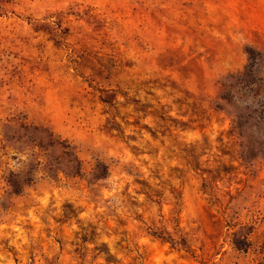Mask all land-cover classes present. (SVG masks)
Masks as SVG:
<instances>
[{
    "label": "rangeland",
    "instance_id": "obj_1",
    "mask_svg": "<svg viewBox=\"0 0 264 264\" xmlns=\"http://www.w3.org/2000/svg\"><path fill=\"white\" fill-rule=\"evenodd\" d=\"M249 48L264 60V0H0V264H264ZM13 118L72 142L83 174L32 172Z\"/></svg>",
    "mask_w": 264,
    "mask_h": 264
},
{
    "label": "trees",
    "instance_id": "obj_2",
    "mask_svg": "<svg viewBox=\"0 0 264 264\" xmlns=\"http://www.w3.org/2000/svg\"><path fill=\"white\" fill-rule=\"evenodd\" d=\"M247 54L249 56L247 70L251 69L253 74V70L257 68L259 70L264 69V60L257 58L254 49L249 48ZM249 78L251 76H247L246 73L239 75V80L242 83H249L251 87L257 86V78ZM229 93L231 92L229 91ZM243 119L247 124L256 121L258 125L264 126V107L258 110H250L248 114L239 115V125L243 124ZM262 128L264 129V127ZM5 129L7 132L6 144L20 156H26L25 164L31 168L32 172L42 167L55 177L59 174L68 177H79L83 174V162L79 156L78 148L69 140L57 135L49 127L13 118L7 120ZM258 145L259 149L264 147L262 134L258 140ZM107 174L108 167L103 163H97L91 173L95 181L105 179ZM11 176L9 185L16 195H21L24 188L32 182V175H28V180H24L23 171L12 173Z\"/></svg>",
    "mask_w": 264,
    "mask_h": 264
}]
</instances>
